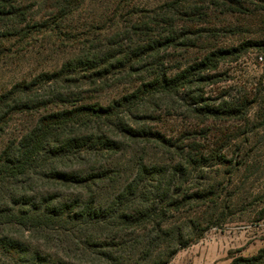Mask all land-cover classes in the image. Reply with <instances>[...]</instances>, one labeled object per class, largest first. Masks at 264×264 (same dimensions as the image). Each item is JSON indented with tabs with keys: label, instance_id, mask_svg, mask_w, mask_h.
<instances>
[{
	"label": "trees",
	"instance_id": "16d2710c",
	"mask_svg": "<svg viewBox=\"0 0 264 264\" xmlns=\"http://www.w3.org/2000/svg\"><path fill=\"white\" fill-rule=\"evenodd\" d=\"M130 2L0 0V264H167L255 199L250 180L264 173V140L261 152L252 141L264 130L258 88H240L217 106L189 94L186 115L211 122L192 131L200 140L184 143L161 128L176 109L165 100L213 81L204 73L223 61L264 51V0H164L137 13L127 12ZM95 4L104 13L81 15ZM227 17L240 23L220 25ZM219 34L251 38L212 46L167 75L173 67L162 60L171 50L198 52ZM114 84L130 87L118 101L102 98ZM229 119L238 123L230 134L244 136L233 159L236 138L215 139L216 120ZM73 159L79 168L68 165ZM213 164L226 167L225 180L187 181ZM239 261L262 264L264 251Z\"/></svg>",
	"mask_w": 264,
	"mask_h": 264
},
{
	"label": "rangeland",
	"instance_id": "374dc122",
	"mask_svg": "<svg viewBox=\"0 0 264 264\" xmlns=\"http://www.w3.org/2000/svg\"><path fill=\"white\" fill-rule=\"evenodd\" d=\"M129 1L131 2L128 6L127 12L133 10L135 13H137L139 12V9H149L151 7H155V5L159 6L164 0ZM100 5H93L92 7L94 9L92 10H88V8H86L81 15L88 13L94 17H98V14L104 13L102 10L105 8V5ZM242 22L243 25L246 23L245 21ZM228 23L237 25L240 22H238L235 17H227L226 21L222 22L220 25L224 26ZM197 27H207V25H198ZM79 33L80 36H85L87 29L85 31L80 30ZM244 37L250 36L246 34L240 36L219 34V36L214 40H202L199 46L203 47V49L199 50L198 52L191 50L186 51L183 49L171 50V57H164L162 60L163 68L172 66L173 68L167 71V75L172 77L173 73H175V70L180 71L182 66L190 64L195 60H201L204 55L213 49V47L227 48L235 46L241 42L242 39L244 40ZM252 37L254 38L255 36ZM31 66L33 67L34 65L31 64ZM176 67L180 68L176 69ZM136 68L138 67L135 66V69ZM138 73L136 74L139 75ZM208 74L216 75V78L211 82L201 79L202 81L199 80L198 82L194 83L190 89L184 90L183 93L179 92L177 96L179 101L176 103L172 102V100L164 101L165 105L172 104L174 107H176V109L172 110L171 116H168L167 119L165 118L169 123L164 124L163 128H161V131L167 135H173V137L177 136L178 138H182L184 143H188L193 138L200 140V137L192 134V131L195 130V128L196 131H198L197 129L209 126L211 125V122L204 121L203 124H197V122H199L197 119L189 118L186 115V104L190 102V98L188 97L189 94H191L193 97L201 98L203 104L217 106L222 102H230V98L236 97L240 88H242V90H253L258 88L264 103V51L250 49L236 60H226L217 64L213 71L205 72L204 76H207ZM117 85L118 84H114L113 86L115 88L112 91L109 90V92H106L105 95H101V97H108L117 101L120 100L121 98L119 97L124 95V91L130 86L127 87ZM147 89L149 88H141L137 95L145 96ZM130 93L131 91H129V94ZM181 97H183V102L185 105L177 107L179 103H182L180 99ZM159 105H161V102H159ZM162 109L163 112L166 111L164 107ZM34 116L35 115L32 114L33 118ZM26 120H28V118ZM222 122L223 121L219 122V120H216V129H219V131L215 133V139H220L223 134L228 140H230V138H236L231 139L229 143V152L227 153V159H233L234 152L236 153L237 149L242 145L244 136L237 137L235 136V132L230 134L231 131H234V127L238 126V123L235 120L229 119L223 123ZM19 124L20 123L17 121V119H14L10 126L14 129L19 127ZM181 126H184V128L181 129ZM256 132H258V135L255 140L252 138V141L255 147H262V149H260L261 152V150H263V144L259 143L258 141L261 139L264 140V130ZM197 134H199V132H197ZM201 141H203V138H201ZM124 144L130 145L131 147L133 146V144H131L129 141H126ZM133 147L137 148L138 146ZM131 149L132 148H128L129 151ZM87 159L90 162L94 161L95 163H99L101 161L99 158L93 157L92 155H89ZM68 165H71L73 168L77 169L79 168L80 163L73 159ZM225 168L226 167H219L214 164L209 165L202 170L200 177H198L196 174H193L187 178V181L194 180L196 183V178H198V181L204 184L216 183V181H222L223 179L225 180ZM128 177H130L129 180H134L135 174L134 176L128 175L127 178ZM252 179L255 180V183L253 188L250 190V193L252 197H255V199L247 201L252 205L248 207H242L241 204H237L233 214L228 220H226L222 227H212L208 229L200 239L189 244L187 247L180 248L167 264H230L234 260L238 261L236 264H252L249 261H239V258L242 257L249 259L250 257L258 255L260 251H264V173L261 174V171L256 172L250 181H252ZM48 188L46 187L49 193L57 194L58 190L56 189H60L62 187L56 188L49 186ZM74 191H78V189ZM110 191V189H107L103 192V196L107 199L106 202H110V200L115 196L112 195L109 199L108 196ZM80 192L84 193L83 190ZM9 235H11L13 238H19L22 241H27V239L20 238L18 234L11 232ZM262 264H264V262Z\"/></svg>",
	"mask_w": 264,
	"mask_h": 264
}]
</instances>
